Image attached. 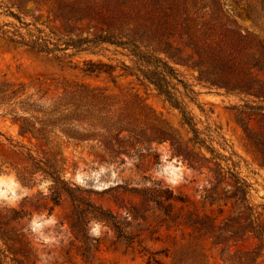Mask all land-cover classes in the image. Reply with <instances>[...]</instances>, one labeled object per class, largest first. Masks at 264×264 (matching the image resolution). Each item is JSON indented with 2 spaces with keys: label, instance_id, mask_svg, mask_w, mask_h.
I'll list each match as a JSON object with an SVG mask.
<instances>
[{
  "label": "rangeland",
  "instance_id": "1",
  "mask_svg": "<svg viewBox=\"0 0 264 264\" xmlns=\"http://www.w3.org/2000/svg\"><path fill=\"white\" fill-rule=\"evenodd\" d=\"M18 1L0 0V25L9 35L16 29L27 35L28 29L39 28L57 41L67 34L100 32L101 25L90 28L86 20L69 33L45 4L29 0L19 8ZM97 3L99 9L123 19L124 31L160 50L158 54L194 89L188 95L181 83L173 81L205 144L193 142L194 133L180 109L152 84L122 69V61L132 62L121 48L105 45L109 49L98 54L63 56L0 34V84L24 85L20 98L30 96L37 106L30 112L17 106L12 113L14 100L0 104V264H264V120L245 113L246 131L238 117L244 103L255 98L199 81V68L194 66L201 56L207 59L221 50L235 64L230 73H261L264 79V70L248 68L253 55L260 53L257 41L235 32L252 31L264 41V0ZM9 9L31 25L24 27ZM73 52V48L67 51ZM168 53L184 61L177 63ZM89 59L117 67L112 75L91 74L84 70ZM76 83L109 97L103 99L108 103L103 113L119 120L117 125L151 134V124L165 121L180 145L175 149L170 141H153L149 151L132 157L121 153L119 160L110 162L93 152L109 156L100 139H69L60 125L52 127L50 143L19 132L20 125L13 120L16 114L55 118L58 112L53 110ZM72 123L85 131L78 121ZM96 124V132L114 138L116 128L108 131ZM122 158L126 161L121 164ZM229 171L243 182L240 188ZM172 179L177 182L172 184ZM216 184L214 197H206ZM165 188L182 199L173 201L171 212L149 198L152 190ZM96 207L123 221L133 241L120 239L112 223L97 218ZM201 218L207 230L199 231L193 224ZM92 227L98 236L90 235Z\"/></svg>",
  "mask_w": 264,
  "mask_h": 264
},
{
  "label": "trees",
  "instance_id": "2",
  "mask_svg": "<svg viewBox=\"0 0 264 264\" xmlns=\"http://www.w3.org/2000/svg\"><path fill=\"white\" fill-rule=\"evenodd\" d=\"M29 0H19L17 7L21 8L23 3ZM38 3H43L47 6L48 13L53 14L55 18H61L67 31H71V27L79 22L88 21L90 28L99 27L100 32L90 34L86 36L77 35L75 37L67 34L64 37H59L57 41L45 34L42 29L37 28L36 31L28 29L27 35L16 29L12 31V35L8 29L0 25V34L9 36L13 40H20L23 43L31 45L39 51L56 54L62 53L63 56H71L76 53H91L98 54L109 47L114 46L121 48V53L130 57L131 64L126 61H122V69L129 75H135L141 82L147 81L152 84L156 90L163 95L174 107L180 109L183 114V118L188 123L194 133L192 138L194 143L205 144L204 139L200 138L199 132L195 128L191 117L187 115L186 110L183 108L181 101L177 96V85L174 80L181 83L188 95L194 94L195 91L191 88L183 79L180 78L177 69L169 62L165 57L158 54L160 50L150 48L149 45L142 44V39H139L136 34L124 31L123 19L117 14L110 11L99 9L97 0H33ZM1 8V6H0ZM9 14L16 17L24 27L28 28L31 23L22 21V19L10 9ZM7 25V24H6ZM117 31V32H116ZM242 39L252 37L257 41L260 47V53L253 55L252 61L248 63V68L251 70L257 68L258 70H264V41L259 39L257 34L252 31L242 33L236 31ZM70 33V32H69ZM64 45V46H62ZM73 48L75 52L67 53L68 49ZM165 52H168L165 50ZM169 58L175 62H183L184 60L179 57L175 59L173 54L168 53ZM206 60V61H205ZM205 61V63H204ZM204 64L207 67L203 68ZM194 66L199 68L198 79L201 82L209 83L213 86L224 88L228 92H235L237 94H245L253 96L255 100L246 101L242 106L241 112L238 117V121L243 125L246 131L249 130V121H245L242 117L245 113L258 114L264 120V79L260 76L261 73H230L235 71V64L227 59V56L221 51L210 55L207 59L202 56L198 62L194 63ZM116 65L112 63L103 62L102 60L94 61L92 59L85 61L86 72L91 74H100L106 72L112 75L116 69ZM24 85L15 86L12 83L0 84V104L13 101L12 113L17 112V106L21 107L24 111L30 112L36 108V103L31 101V97L20 98L24 95ZM76 89L72 91L65 90L66 97H63L65 101L60 102L53 111H57L58 115L55 118L46 117L41 118L35 115H20L16 114L13 117L14 122L19 123V132L22 135H31L37 139H43L47 143H50V131H53L52 127L60 125L64 135L71 139L77 140H91L100 139L103 142V148L109 153V156L105 153L101 154L99 151H93L97 157L101 160L115 162L119 160L121 153H126L129 156L142 154L143 151H149L151 143L157 141L159 143L170 141L173 148L176 149L180 145L179 138L174 134L172 128L163 121L162 124H151L150 128L154 129V133L146 134L145 130L137 132L136 129L130 125H117L119 120H115L112 116L104 114L103 111L107 109V102L104 100L106 95L96 93V88H90L86 84L76 83ZM20 98V99H19ZM193 98V97H192ZM104 99V100H103ZM255 101V102H254ZM72 103L73 108H62V105H69ZM241 116V117H240ZM78 121L81 126L85 128V131H80L71 125L72 122ZM84 122H87L85 124ZM96 122H100L102 127L110 131L112 128H116V134L114 138L106 139L104 135H100L96 132ZM37 123L41 126L37 127ZM73 124V123H72ZM64 125V126H63ZM50 127V128H49ZM124 131H127L125 135H122ZM143 146H142V145ZM93 147V146H92ZM94 148V147H93ZM213 153L215 150L208 147ZM111 152V153H110ZM180 152V151H179ZM178 153V151L174 152ZM116 154V155H115ZM181 154V153H178ZM126 159L122 158L120 163H125ZM264 165V163H263ZM236 178L238 187L240 188L241 182L233 172H227ZM161 184V182L159 181ZM221 183V179L218 180ZM216 186H214L207 194L206 197H214L216 192ZM149 198L153 200L160 208L165 209L167 212H171L173 207V201L182 200L181 197L175 195L171 188L154 189L152 193H149ZM58 203V199H55ZM184 201V200H183ZM99 211L97 218L103 221H109L112 223L114 229L117 232V236L120 239L132 242L133 237L128 236L123 229V221L111 211L96 207ZM205 218L194 219L193 224H197V230H207ZM85 254L86 251H85Z\"/></svg>",
  "mask_w": 264,
  "mask_h": 264
},
{
  "label": "clouds",
  "instance_id": "3",
  "mask_svg": "<svg viewBox=\"0 0 264 264\" xmlns=\"http://www.w3.org/2000/svg\"><path fill=\"white\" fill-rule=\"evenodd\" d=\"M170 182L172 184H175L177 181L175 179H172ZM15 187H16L15 185H12V186H10V189H9L10 191H13V195L15 194L14 193V188ZM0 195H3V192H0ZM49 223H54V221H49ZM99 234L100 233H99V231H98V229L96 227H92L91 228L90 235H97L98 236Z\"/></svg>",
  "mask_w": 264,
  "mask_h": 264
}]
</instances>
